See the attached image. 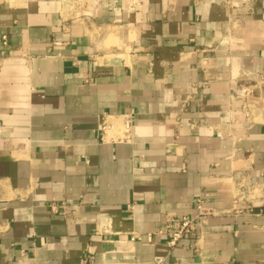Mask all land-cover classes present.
Masks as SVG:
<instances>
[{"label":"crops","instance_id":"crops-1","mask_svg":"<svg viewBox=\"0 0 264 264\" xmlns=\"http://www.w3.org/2000/svg\"><path fill=\"white\" fill-rule=\"evenodd\" d=\"M84 261L264 264V0H0V264Z\"/></svg>","mask_w":264,"mask_h":264},{"label":"built area","instance_id":"built-area-1","mask_svg":"<svg viewBox=\"0 0 264 264\" xmlns=\"http://www.w3.org/2000/svg\"><path fill=\"white\" fill-rule=\"evenodd\" d=\"M129 123H126L125 129L126 133L129 132ZM199 214L194 217H182L179 219H170L169 222L164 226V228L158 232L157 235H166L169 238V246L173 247L177 244V242L190 231H192L194 225H197L202 222V220L209 214L206 209L201 206H198ZM132 240H138L142 243H152L153 236L148 235L145 239L142 237H131ZM82 264H86L84 261Z\"/></svg>","mask_w":264,"mask_h":264},{"label":"rangeland","instance_id":"rangeland-1","mask_svg":"<svg viewBox=\"0 0 264 264\" xmlns=\"http://www.w3.org/2000/svg\"><path fill=\"white\" fill-rule=\"evenodd\" d=\"M82 0H78V2H81Z\"/></svg>","mask_w":264,"mask_h":264}]
</instances>
